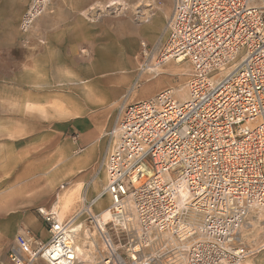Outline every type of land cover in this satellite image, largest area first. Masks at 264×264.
Here are the masks:
<instances>
[{
    "label": "built area",
    "instance_id": "1",
    "mask_svg": "<svg viewBox=\"0 0 264 264\" xmlns=\"http://www.w3.org/2000/svg\"><path fill=\"white\" fill-rule=\"evenodd\" d=\"M140 54L145 70L154 55L143 41ZM158 55L190 64L187 99L164 89L123 105L100 196L66 220L39 207L47 237L17 232L12 264H158L162 250L181 251L180 264H239L251 252L239 233L264 216V0H172ZM82 218L103 245L92 262L75 247Z\"/></svg>",
    "mask_w": 264,
    "mask_h": 264
},
{
    "label": "rangeland",
    "instance_id": "2",
    "mask_svg": "<svg viewBox=\"0 0 264 264\" xmlns=\"http://www.w3.org/2000/svg\"><path fill=\"white\" fill-rule=\"evenodd\" d=\"M33 1L0 0V202L30 178L39 179L26 189L25 196L31 197L28 201L6 211L0 206V264H12L8 252L20 228L39 236L40 232L29 224L31 219L44 231L37 212L39 207L54 206L66 220L102 189L106 182L103 161L113 146L112 131L123 105L151 98L164 89H169L177 101L188 97L191 66L186 60L157 63L158 73L140 69L143 60L138 51L140 41L154 47V56L148 65L152 68L156 64L159 55L155 52L166 34L172 0H143L136 8L143 12L149 10L151 14L164 9L165 13L153 28H144L146 20H150L146 14L137 17L133 12L140 0H124L123 14H130L138 25L133 44L126 50L129 62L121 55L126 47L122 41L126 32L115 31L111 23L119 12V0L114 8L112 0H43L42 12L23 28L24 15ZM146 2L151 6H143ZM97 69L101 71L94 73ZM166 69L173 71L164 74ZM82 73L91 79L96 95L86 102L84 110L78 111L70 102L74 98L73 80ZM26 103L43 110L27 112ZM92 148L95 150L88 158L86 155ZM33 154L38 156V164L41 163L35 175L27 174L20 182H13L16 174L32 167L23 163ZM70 162L75 163L67 168ZM13 173V178L8 179ZM53 177L54 182L47 190L45 183ZM93 179L99 182L96 189L92 187ZM3 181L7 184L3 185ZM69 182L82 184L76 185L73 201L64 207L59 195L64 190L61 186L66 187ZM105 206L104 203L93 210H102ZM263 218L262 214H253L248 222L258 221L254 222L256 225L252 229L246 225L242 228V241L251 252L240 264H262L260 250L264 246L260 245L264 228L259 230V225L263 226L264 220L259 219ZM85 229L92 233L93 239L91 236L90 239L96 254L103 247L100 236L83 218L76 243L80 245L84 239ZM41 236L42 240L46 239L47 233ZM87 247L88 250L90 246ZM180 252L159 251L158 264H180L183 255ZM32 264L47 262L37 259Z\"/></svg>",
    "mask_w": 264,
    "mask_h": 264
},
{
    "label": "bare ground",
    "instance_id": "3",
    "mask_svg": "<svg viewBox=\"0 0 264 264\" xmlns=\"http://www.w3.org/2000/svg\"><path fill=\"white\" fill-rule=\"evenodd\" d=\"M142 3H143V0H140V3L137 6H135V8H134L135 10L133 12H135L136 14H138L137 17H139V14L140 15L146 14L147 15L146 18H148L150 20H146V25H145L144 28H153V26H156V23L159 21V18L161 17L160 15L163 14V13H165L164 12V9L163 8H159V9L157 8L158 10H156L157 12H155L154 14H151L152 12L149 11V10H147V12H143L142 9H140V10L136 9ZM111 6L113 8L115 6H117V0H112L111 1ZM118 6H119V8H118L119 12H118V14L116 16L113 17L111 23L114 25L115 31L117 29V31L120 32V33H125L126 32V35L124 36V38L123 39L121 38L122 41L125 42V44H126V47H124L121 50V55L125 56V60H127L129 62L130 60L127 59L128 56H129V51H126V50L129 48L128 46H131L133 44L134 35L138 31V25L136 24L135 20L132 19V17H131L130 14H127V15L126 14H123L124 11H122V10L126 6V3H125L124 0H119ZM143 6H151V4H149L148 2H146V3L143 4ZM142 18H143V16H142ZM23 28H25V27H23ZM124 49H125V51H124ZM167 60H168V58H167ZM177 61L178 60H176V62ZM155 65H157V64H152L151 65V66H153L152 68L151 67L146 68L145 69V73H152V71L154 73H158L159 72L158 67H156ZM100 71L101 70H98L97 69V71H95L94 73H96V72L99 73ZM171 71H173V70L166 69L164 71L165 72L164 74H168L167 72H171ZM87 77H89L87 75V73H82V75H78V76H76L74 78L73 83L75 85V89L73 91V95H74L75 98L81 99V100H86V99L88 100V99H91L93 96H95L96 90L94 89V87H93V85L91 83V79H88ZM147 80H150V79L148 78ZM93 81H95V80H93ZM72 99H74V98L72 97ZM73 101L75 102L76 100H73ZM81 103L83 105L84 102H81ZM71 106L74 109L80 111L79 107H77L76 105H72L71 104ZM24 107H25V109H27L29 112H32V113H38L40 111L42 112V110H43V109H41L39 107H36V106H34V105L30 104V103H26ZM117 134H118L117 131L114 130L113 131L114 137H117ZM113 139H114L113 140V143H115V138H113ZM94 150H95L94 148H92L90 150V153H89L90 156L93 155V151ZM37 160H39L38 159V156H36L34 154H33V156L28 157V159L25 160V162L23 164H25V165L27 164V165L32 166V167L29 168L27 171H23V172H20V173L16 174L17 176L14 179H12V181L13 182H16V181L20 182V180L22 178H24L27 174L34 176L35 173L37 172V169H39V164H38ZM103 168H104V171H105V176H107L106 168L104 166H103ZM13 176H14V173L13 174H10L8 179L13 178ZM38 180L39 179H36V178H34L33 180L30 178L26 183L22 184L20 187H17V189H15L12 194H9V197L3 198V202H0L1 209H3L4 211H6L7 209L12 208V206H14L16 204H21L23 202L28 201V198H31V197H26L25 196L26 189L29 188L33 184L32 182H37ZM105 181H106V179H105ZM52 182H53L52 179H47V181L45 183L46 186H47V189H48V187H50V185H51ZM2 184L5 185L7 183L5 181H3ZM98 186H99L98 180L97 179H93L92 187L94 189H96V188H98ZM61 188H64V190L61 192L60 195L58 194L59 195V201L61 202L62 206H64V207L66 206L67 207L68 205H70L71 201H73V199H74L75 190H74V188L72 187V185L70 183L68 185H66V187H65V185H62ZM97 196H100V192H98L95 197H97ZM32 198H33V196H32ZM105 198H107V197H98V199L96 200L94 206L97 209L100 208L105 203L104 202V199ZM59 206H60V204H59ZM106 208H107V205L100 211V212L104 211V213H103V219H105V218L108 217V212L106 211ZM61 210H62V208H61ZM259 220L262 222L264 220V218L263 219H259ZM254 222L257 223L258 221H254ZM254 222L252 224L249 223V222H247L246 227H249V228L252 229V226H255L256 225ZM259 226L261 228L259 230H262L264 228V225L263 226L259 225ZM42 233L46 236L45 230ZM241 233L242 232L240 231L239 235H240V237L242 239L243 238V234H241ZM78 235H79V232H78L77 236ZM91 235H92V233L91 232H88L85 229L84 230V239L82 240V242L80 243V245H79V243L78 244L75 243V247H76V251H77V254L78 255H80L85 261L90 260L92 262L94 260V257H95V250H94V247H93L94 246V242H91V241H93L92 240L93 237ZM259 235H260V232H258L257 236H259ZM90 236L92 237V239H90ZM261 242H262V240H261ZM263 243H264V240L261 243V245ZM176 244H177L179 250H185L187 248V246H188V245H186L185 242L184 243L183 242L176 243ZM87 246H90V248L88 250H87V248H88Z\"/></svg>",
    "mask_w": 264,
    "mask_h": 264
},
{
    "label": "crops",
    "instance_id": "4",
    "mask_svg": "<svg viewBox=\"0 0 264 264\" xmlns=\"http://www.w3.org/2000/svg\"><path fill=\"white\" fill-rule=\"evenodd\" d=\"M103 24H105L104 22H102ZM165 38H166V34H165V37H164V39H163V41H162V43H161V45L159 46V48H158V50L155 52V54H156V56H158V53H159V51H160V49H161V47L163 46V44H164V42H165ZM140 42H142V41H140ZM140 42H139V44H138V51L140 52ZM144 42V41H143ZM146 45H147V43H146ZM135 46V45H134ZM148 46V45H147ZM148 48L149 49H151L152 50V52H153V54H154V47H149L148 46ZM134 50H135V48H134ZM146 94H148V93H146ZM96 95V94H95ZM74 96V95H73ZM73 100H76L75 102L73 101ZM88 101H91V99H86V100H81V99H77V98H75L74 97V99H72V101L70 102V104H72V105H76L77 107H79V109H80V111H82L83 110V106H86V102H88ZM81 102H84L83 103V105H82V103ZM85 104V105H84ZM25 111H27V112H29L27 109H25ZM31 113V112H30ZM63 150V149H62ZM61 153H64V151H62ZM90 153V150L88 151V154ZM86 156H88V158H89V156H90V154L89 155H86ZM91 157V156H90ZM51 160H52V156H51V158H50ZM86 159V158H85ZM73 163H75V162H73ZM72 162H70V163H67L66 164V166H67V168L68 167H71L72 166V164H73ZM41 163H39V165H40ZM57 173V172H56ZM55 177V176H54ZM50 178V179H52V181L54 182V179L55 178ZM49 179V178H48ZM52 182V183H53ZM52 183H51V185H52ZM70 183V182H69ZM80 184H82L81 182H78L76 185H79L80 186ZM51 185H50V187H51ZM76 185H72V187L73 188H77L76 187ZM103 188V187H102ZM48 190V189H47ZM102 190V189H101ZM100 190V191H101ZM99 191V192H100ZM97 195V194H96ZM96 195H94L92 198H94ZM91 198V199H92ZM91 199H89V200H91ZM89 200H87V201H89ZM86 201V202H87ZM109 202V200H108V198H106V202H105V204L107 205V203ZM95 207V206H94ZM45 208H53V209H55L56 210V208L53 206V207H45ZM80 209V208H79ZM78 209V210H79ZM93 209H96V208H93ZM78 210H76L75 212H77ZM94 211H96V212H100L101 211V209L100 210H94ZM74 212V213H75ZM73 213V214H74ZM72 214V215H73ZM71 215V216H72ZM29 224L33 227V228H35V230H37V231H39L40 232V234H39V237L41 238L42 236V231H41V226L38 224V223H36L35 221H33L32 219H31V221L29 222ZM254 227V226H253ZM44 228V227H43ZM248 228V227H247ZM22 228H20L18 231H20ZM44 230H45V228H44ZM17 231V232H18ZM46 232V231H45ZM14 241V240H13ZM263 242V241H262ZM261 242V243H262ZM14 243V242H13ZM13 246V244L11 245V247ZM260 246H264V243L262 244V245H260ZM10 247V248H11ZM10 248H9V251H10ZM260 252H261V254H260V260H261V263L262 264H264V248H261V250H260ZM8 254H9V252H8ZM8 260H9V258H8ZM10 262V261H9ZM11 263V262H10ZM246 264H248L247 262H246Z\"/></svg>",
    "mask_w": 264,
    "mask_h": 264
}]
</instances>
